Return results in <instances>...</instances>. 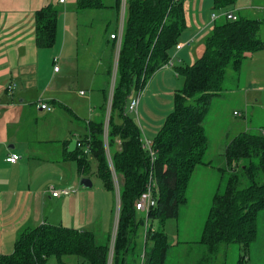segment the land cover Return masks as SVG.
<instances>
[{"label": "trees", "instance_id": "16d2710c", "mask_svg": "<svg viewBox=\"0 0 264 264\" xmlns=\"http://www.w3.org/2000/svg\"><path fill=\"white\" fill-rule=\"evenodd\" d=\"M237 0H215V8L231 10ZM121 5V0L119 1ZM184 0H127L125 30L120 48L116 81L109 116L108 146L115 172L123 176L120 188V211L115 239V258L121 255L127 264L128 255L136 252L141 240L140 227L146 218L158 219L161 227L151 224L144 239L142 264H165L170 245L167 243L163 223L177 218L197 164L203 161L209 140L204 119L212 98L224 90L228 68L240 71L248 52L264 48L259 38L262 21L239 15L238 20L223 19L215 24L205 40V50L192 64L176 65L175 72L183 77V86L175 94L173 112L154 139L158 151L151 162L143 147L138 122L127 109L133 94L170 59V50L177 44L186 28ZM80 9L105 8L104 0H78ZM59 10L47 6L36 13V42L39 47L55 43ZM119 116L122 123L114 118ZM102 121L91 122L84 139L90 147L84 153L66 152L68 158L77 159L80 169L88 174L91 163L106 188L114 191ZM264 131H244L235 136L226 148L229 165L243 160V173L252 183L246 187L230 184L221 196L213 197L205 222V236L224 243H240L247 256L250 246L258 238V215L264 210V182L256 177L264 174ZM117 140L121 141L117 148ZM253 158H257L255 161ZM250 159V160H249ZM247 163V164H245ZM159 189L157 205L138 219L136 202L147 190L150 173ZM237 176V175H236ZM238 179V178H237ZM231 182V181H230ZM232 183V182H231ZM210 229L208 233L207 229ZM110 243L98 244L95 234L64 225L44 222L22 232L10 254H0V264H45L55 256L64 261L66 256H77L92 264H108ZM239 260V264L242 261Z\"/></svg>", "mask_w": 264, "mask_h": 264}, {"label": "crops", "instance_id": "0c3cea01", "mask_svg": "<svg viewBox=\"0 0 264 264\" xmlns=\"http://www.w3.org/2000/svg\"><path fill=\"white\" fill-rule=\"evenodd\" d=\"M77 1L0 0V254H9L4 253L9 252L5 245L6 235L18 232V239L22 232L44 222L80 230L88 228L95 234L98 244L103 243L98 240L101 234L106 238L104 243L114 240L111 231H104L102 217L105 212L100 208L97 213V200L104 202V209L106 205L110 208L106 202L107 190H113L106 188L103 181L98 187H94L93 181L92 186H84L81 181L88 175L80 169L77 159L66 156L65 150L73 152L69 151L71 142L88 135L91 122L102 121L104 128L107 124L109 127L112 78L117 75L114 71L117 46L111 36L119 30H98L96 36H93L94 30H86L82 35L81 28L92 23L91 15L95 11L80 9ZM117 1L104 0L108 6L97 10L110 11L111 20L115 21L119 16ZM183 3L186 29L169 52L171 65L167 62L157 69L142 88L140 96L139 119L146 137L153 141L173 112L175 94L183 86L174 67L192 64L201 57L206 38L220 20L213 21L212 14L222 12L215 8V0H184ZM47 6H55L59 10L55 43L39 47L36 42V13ZM231 10L237 15L256 18L264 10V0H237ZM177 45L182 47L177 48ZM254 52H248L246 59ZM102 60L106 67L111 68L106 89L105 85H97L99 81L95 71L82 69ZM57 65L59 71L55 70ZM13 82L17 86L10 93L7 87ZM88 88H92L93 94L89 92L87 95L85 90ZM223 91L215 96H220ZM43 102L52 109L41 108L39 105ZM246 106L255 107L256 103L251 100ZM209 111L210 107L207 115ZM253 116L257 115L254 113ZM134 119L137 121L136 116ZM114 121L121 124L122 118L116 116ZM238 126L244 128L245 125L238 123ZM252 126L258 125L253 123ZM120 144L121 141L117 140V148ZM77 150L76 146L74 151ZM12 153L20 155L18 162L6 160ZM224 155L230 168L233 164L228 163L226 149ZM51 188H68L70 193L54 196ZM116 199L117 196L115 202ZM118 219L119 214L116 213V227ZM139 233L141 240L137 242L136 252L129 253L127 264L143 262L145 227Z\"/></svg>", "mask_w": 264, "mask_h": 264}, {"label": "rangeland", "instance_id": "374dc122", "mask_svg": "<svg viewBox=\"0 0 264 264\" xmlns=\"http://www.w3.org/2000/svg\"><path fill=\"white\" fill-rule=\"evenodd\" d=\"M119 1L120 0L117 1L119 5L118 19L112 21L110 11L101 12V10L94 9L95 13L91 15L92 23L88 24L90 26L87 24L83 25L81 28V34L84 35L86 30H94L93 36H96V34L99 33L98 30L118 31L121 27L125 30L126 11H124L123 6L120 9L121 5ZM106 6L108 5L105 4V7ZM260 14L261 15L256 16V18L261 19L263 22L260 28L259 38L264 41V10H262ZM222 20L223 19H220L218 22ZM113 42L117 46V40L115 39ZM118 54H120L119 50H117V57ZM248 56L249 57L246 59L242 70L236 71L232 67L228 68L224 91L220 96H215L212 99L210 111L204 120V125L209 137V149L203 156V161L197 164L194 168V173L186 194V198L188 199L186 203L183 202L180 205L178 217L168 218L163 223L167 243L170 245L165 264H239V260L242 258L241 254H244L242 244L224 243L216 241L212 237L207 238L204 235V229L208 213L213 205L212 199L216 194L220 196L224 194L230 184H236L239 187H246L252 183V179L248 177L249 175L243 173L242 167L244 164L240 167L243 160L235 161L233 166L229 168L225 162L224 155L227 142L230 143L231 140L238 135V132H244L248 126L250 129H246V131H264V109L260 107H264V80H262L264 72V48L261 51H256ZM115 57L116 49L115 53L113 52L114 64ZM118 60L119 58H117V61ZM106 65H108L107 62ZM89 66V68L82 69L85 72L95 71V76L98 79L97 81H99L97 82V85H105L104 89L108 88V71L111 70V68L106 67L103 60L95 62L93 66L91 63ZM115 78L116 77L113 76L112 86L114 81H116ZM180 79L183 84V77ZM82 81L83 80L81 79V83ZM147 83L148 80L144 85ZM88 89L89 90L87 91L85 90L87 95L89 92L93 94L92 88ZM100 94H102V91ZM257 99H259V102H256ZM251 100L254 104L256 103V106L247 108L246 103ZM235 110L238 114H234ZM249 110H251V114H249ZM254 113L257 116L254 117ZM133 114H135L137 122L140 125L143 139L147 138L145 135V128L139 119V113H129V115L134 118L135 116ZM238 123L245 125L244 128L238 126ZM253 123H256L258 126H252ZM247 124L248 126H246ZM102 137L106 144L107 154L112 155L109 152L110 149L112 151V148L109 149L107 143L108 131L106 132L105 129ZM86 138L87 136L83 137V139ZM253 159L258 161L257 158ZM96 171L97 165L92 161L91 172L87 175L91 181H93L94 187L103 184ZM112 180L114 190L117 194L115 195L114 191L107 190L108 197L106 198V202L110 204V208L106 205V208L104 209V202L97 200V213L100 211V208L105 212V215L102 217L105 223L104 231H111L112 237L114 238L113 232L116 227V213L119 214L121 205L120 188L123 185V176L116 172V175L115 177H112ZM256 181L257 183L264 182V174L261 171L257 175ZM158 192L159 189H157L155 193L157 196ZM116 196L117 199L115 202ZM141 212L138 213V219H141L143 216ZM161 222L158 219H151L150 224H153L154 228L158 229L161 227ZM257 222L258 227L260 225L261 229L256 240L258 242H253L247 252V256L242 258L240 264H264V210L259 213ZM110 224L111 230L109 229ZM85 229L88 230V228ZM140 230L142 231V227H140ZM207 231L209 233L210 229L208 228ZM116 235L117 232L115 233L114 239H116ZM17 237L18 232L6 235L5 245L8 246L9 252L4 251V253H12ZM105 239L106 238L102 234L98 236V240L103 242L102 244H104ZM112 243L110 242L108 264H122L121 255L118 262L116 261L114 253L115 244ZM63 259L64 261L62 263L58 261L55 256H52L45 264H92L89 261L76 256H66Z\"/></svg>", "mask_w": 264, "mask_h": 264}, {"label": "built area", "instance_id": "2783aa9c", "mask_svg": "<svg viewBox=\"0 0 264 264\" xmlns=\"http://www.w3.org/2000/svg\"><path fill=\"white\" fill-rule=\"evenodd\" d=\"M64 1L65 0H61V2H64ZM126 5H127V0H121V8L123 6L124 11H126ZM238 18H239V15H237L233 10H224L222 12H214L212 14L213 21H216L218 19H227V20L235 21V20H238ZM123 34H124V29H123V27H121V29L117 33L112 34V36H111V38L117 40V50H119V53H120V48H121V44H122ZM118 43H119V49H118ZM181 47H182V45H177V48H181ZM117 58H119V54H118ZM170 63L171 62H168V65ZM117 65H118V61H117ZM117 65H116V69H117ZM59 69H60V67H59V65H57L55 67V70L59 71ZM16 86H17V84L13 82L12 84H10L7 87V91L10 92V93L13 92V90L16 88ZM83 93H84V91H83ZM141 94H142V88L136 94H133V96H131V98L129 100V103H128V107H127L129 112L138 114V107H139V101H140ZM112 95H113V90H112L111 99H110V103H109L110 110H111V105H112V103H111L112 102ZM39 106L41 108L47 109V110H51L52 109V107L49 104L44 103V102L40 103ZM235 114H238V112L236 111ZM105 131L106 132L108 131V124L105 127ZM142 142H143V147L149 153L151 162L154 163L155 160H156L157 154H158V151L155 148L154 141L153 140H149L148 138H144L143 139V137H142ZM76 146L81 151H83L84 153H89L90 152V147L87 145V143H86V141L84 139L77 140V145ZM107 155H108V159H109V163H110V168H111L112 174L115 177L116 172H115V168H114V165H113V161H112L111 155L110 154H107ZM19 159H20V155L16 154V153L9 154L6 157V160L8 162H11V163H16V162L19 161ZM153 177H154V175H153V172L151 171V173H150V182L148 184L147 190L140 196V198L136 202L137 210L142 211V212H144L147 215H148V212L151 210V208L155 207L157 205V202H158V196L155 194L158 188L156 186V183L154 182V178ZM69 193H70V190L68 188H63V189H60V190L52 189V194L54 196H60L62 194L67 195ZM158 194H159V192H158ZM144 227H145V236L144 237L146 239L147 234H148L149 230L151 229V224H150V221H149L148 218H146V222H145ZM116 232H117V227H116L115 233ZM114 238H115V235H114ZM113 243H115V239L113 240Z\"/></svg>", "mask_w": 264, "mask_h": 264}, {"label": "water", "instance_id": "95a60500", "mask_svg": "<svg viewBox=\"0 0 264 264\" xmlns=\"http://www.w3.org/2000/svg\"><path fill=\"white\" fill-rule=\"evenodd\" d=\"M114 83H115V81H114ZM114 83H113V86H112V90H113V87H114ZM76 144H77V140H73V141L71 142L70 146H69V151H74L75 148H76ZM81 182H82V184H83L84 186H86V187H90V186H92V181H91V179L88 178V177L83 178Z\"/></svg>", "mask_w": 264, "mask_h": 264}]
</instances>
